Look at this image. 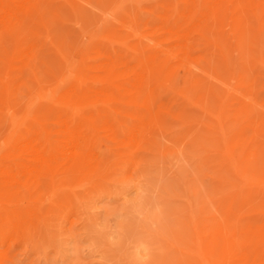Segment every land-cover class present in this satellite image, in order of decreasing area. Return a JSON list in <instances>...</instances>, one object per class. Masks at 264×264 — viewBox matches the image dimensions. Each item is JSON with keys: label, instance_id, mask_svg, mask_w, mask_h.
Instances as JSON below:
<instances>
[{"label": "rangeland", "instance_id": "rangeland-1", "mask_svg": "<svg viewBox=\"0 0 264 264\" xmlns=\"http://www.w3.org/2000/svg\"><path fill=\"white\" fill-rule=\"evenodd\" d=\"M36 3L0 37V154L109 59L119 70L162 59L150 89L169 105L128 166L49 208L1 264H234L264 230V0ZM184 36L191 53L176 58Z\"/></svg>", "mask_w": 264, "mask_h": 264}, {"label": "bare ground", "instance_id": "bare-ground-1", "mask_svg": "<svg viewBox=\"0 0 264 264\" xmlns=\"http://www.w3.org/2000/svg\"><path fill=\"white\" fill-rule=\"evenodd\" d=\"M36 1L0 0L1 38L6 24L15 17L30 14ZM186 36L185 45L174 47L173 56L179 55L180 51L191 53ZM171 37L176 39V33ZM34 52V47L30 46L19 56L14 71L11 69L13 85H17L26 73ZM163 64L162 59L157 62L154 58L146 68L127 66L119 70L114 60L109 59L96 67L88 84L57 98L60 107L49 122H41L30 134L2 151L0 264L6 260L3 247L15 242L27 230L33 231L34 227L41 230L49 208L59 206L60 209V205L71 198L75 201L80 196L77 195L78 188L90 183L91 177L100 178L102 172L110 169L114 172L113 169H122L134 160L155 128L165 120L168 103L158 104L152 98L156 91L151 93L150 89ZM6 89L7 83L0 86V114ZM136 104L141 107L135 108ZM234 264H264V230L252 244L249 243Z\"/></svg>", "mask_w": 264, "mask_h": 264}]
</instances>
